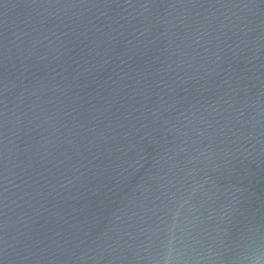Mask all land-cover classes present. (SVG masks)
<instances>
[{
    "label": "water",
    "instance_id": "water-1",
    "mask_svg": "<svg viewBox=\"0 0 264 264\" xmlns=\"http://www.w3.org/2000/svg\"><path fill=\"white\" fill-rule=\"evenodd\" d=\"M264 264V0H0V264Z\"/></svg>",
    "mask_w": 264,
    "mask_h": 264
},
{
    "label": "clouds",
    "instance_id": "clouds-1",
    "mask_svg": "<svg viewBox=\"0 0 264 264\" xmlns=\"http://www.w3.org/2000/svg\"><path fill=\"white\" fill-rule=\"evenodd\" d=\"M165 264H168L167 260L165 261Z\"/></svg>",
    "mask_w": 264,
    "mask_h": 264
}]
</instances>
